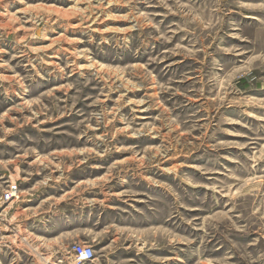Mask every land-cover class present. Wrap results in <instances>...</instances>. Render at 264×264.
<instances>
[{
  "label": "rangeland",
  "instance_id": "374dc122",
  "mask_svg": "<svg viewBox=\"0 0 264 264\" xmlns=\"http://www.w3.org/2000/svg\"><path fill=\"white\" fill-rule=\"evenodd\" d=\"M78 244L264 264V0H0V264Z\"/></svg>",
  "mask_w": 264,
  "mask_h": 264
},
{
  "label": "built area",
  "instance_id": "2783aa9c",
  "mask_svg": "<svg viewBox=\"0 0 264 264\" xmlns=\"http://www.w3.org/2000/svg\"><path fill=\"white\" fill-rule=\"evenodd\" d=\"M14 190H17L14 188ZM13 196V193H7L6 197L9 198ZM73 254L75 257V262L77 263H90L95 260L96 251L93 246L88 244H78L73 248Z\"/></svg>",
  "mask_w": 264,
  "mask_h": 264
},
{
  "label": "bare ground",
  "instance_id": "6f19581e",
  "mask_svg": "<svg viewBox=\"0 0 264 264\" xmlns=\"http://www.w3.org/2000/svg\"><path fill=\"white\" fill-rule=\"evenodd\" d=\"M40 8V7H39ZM69 11V10H68ZM59 15V14H58ZM70 17V16H69ZM28 30V29H27Z\"/></svg>",
  "mask_w": 264,
  "mask_h": 264
}]
</instances>
